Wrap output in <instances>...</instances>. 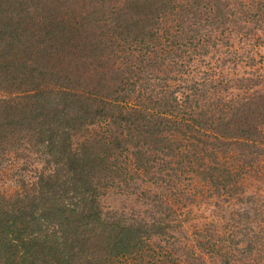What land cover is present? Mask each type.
Here are the masks:
<instances>
[{"label":"trees","instance_id":"16d2710c","mask_svg":"<svg viewBox=\"0 0 264 264\" xmlns=\"http://www.w3.org/2000/svg\"><path fill=\"white\" fill-rule=\"evenodd\" d=\"M263 36L264 0H0V264H264Z\"/></svg>","mask_w":264,"mask_h":264},{"label":"rangeland","instance_id":"374dc122","mask_svg":"<svg viewBox=\"0 0 264 264\" xmlns=\"http://www.w3.org/2000/svg\"><path fill=\"white\" fill-rule=\"evenodd\" d=\"M262 38L264 39V36H263ZM259 43L261 44V43H262V40H261V42H259ZM254 49H256L255 51L259 52V53H258L259 56H260V55L264 56V45H263V46H260V47H258V48H256V45H255ZM258 60H259V59H258ZM10 169H11V167H10L7 163H4V171H5V173H7L8 175H10V177L13 179V177H12V175H11V173H10ZM15 186H16V183H14L13 186H12L13 190H15ZM13 193H14V192H13ZM119 199H120V198H119ZM119 204H120V203L116 202L115 200L110 199V200L108 201V203H107V206L110 207V208H114V209H116V208L119 207Z\"/></svg>","mask_w":264,"mask_h":264}]
</instances>
